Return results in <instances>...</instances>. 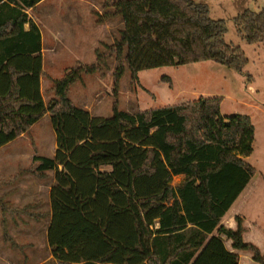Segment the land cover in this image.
Listing matches in <instances>:
<instances>
[{
	"label": "trees",
	"instance_id": "16d2710c",
	"mask_svg": "<svg viewBox=\"0 0 264 264\" xmlns=\"http://www.w3.org/2000/svg\"><path fill=\"white\" fill-rule=\"evenodd\" d=\"M40 1L0 0V147L49 113L55 154L34 155L20 173L54 170L46 242L57 263L237 264L218 236L208 237L215 230L264 264V251L243 239L240 219L235 229L220 224L255 173L244 159L253 151L250 116L222 115L220 96L133 112L114 104L110 116H92L67 95L110 58L114 90L126 68L133 82L140 70L206 60L240 71L248 60L225 41V21L194 0H106L122 19L118 37L93 63L77 61L54 79L56 98L46 104L40 32L27 13ZM234 24L247 43L264 42V7L242 10ZM179 174L183 180L171 185Z\"/></svg>",
	"mask_w": 264,
	"mask_h": 264
},
{
	"label": "rangeland",
	"instance_id": "374dc122",
	"mask_svg": "<svg viewBox=\"0 0 264 264\" xmlns=\"http://www.w3.org/2000/svg\"><path fill=\"white\" fill-rule=\"evenodd\" d=\"M194 1L206 4L212 19L225 21V41L240 46L248 60L240 71L206 60L140 70L137 82H133L126 68L114 90V60L110 58L102 73L82 74L81 79L69 87L67 95L77 107L86 109L92 116H110L114 104L120 110L133 112L212 96L222 98V115L239 113L250 116L254 125L253 151L245 160L254 167L255 173L230 210L240 205V212L246 219L243 221L244 217L236 216L235 221L240 219L245 227V241L257 246L259 244L263 252L264 42L247 43L237 32L234 17L246 8L259 11L264 7V0ZM111 12L112 8L106 6V0H44L33 9H28V14L40 25L44 34L46 74L42 81V96L46 104L56 98L52 89L53 80L63 76V68L72 67L77 61L83 64L93 63L96 51H104L118 37L123 26L122 19L118 15H111ZM56 32L65 35L63 42L69 47L68 51L62 47L66 51L57 57L54 52L57 47H61L62 38L56 41ZM54 143L55 133L49 113L46 112L23 136L0 147V182L11 179L15 173L29 167L34 155L53 156ZM26 174L21 180L18 178L17 182H23L28 189L36 191L33 183L35 177ZM181 181V176H175L171 185L176 186ZM7 186L9 185L4 183L0 185V195L6 191ZM44 193L46 194V190L39 193L42 201L45 199ZM4 197L13 200L6 197V194ZM2 216L0 211V264H58L45 240L44 222L34 224V219L26 216L27 231H19L22 226L17 219L7 216L3 226ZM246 253L251 257V253ZM241 264H251L249 257H242Z\"/></svg>",
	"mask_w": 264,
	"mask_h": 264
},
{
	"label": "crops",
	"instance_id": "0c3cea01",
	"mask_svg": "<svg viewBox=\"0 0 264 264\" xmlns=\"http://www.w3.org/2000/svg\"><path fill=\"white\" fill-rule=\"evenodd\" d=\"M43 1L44 0H41L39 3L43 2ZM27 13H28V10H27ZM28 16L31 18V16L29 14H28ZM36 25L39 28L40 43H41L40 53H41L42 74L40 75L39 82H40V90H41V94H42V81H43V78H44V76L46 74L45 73L46 72V47H45L43 30L40 27V25H38L37 23H36ZM28 27H29V25L27 23L24 24V30H27ZM63 37H65V35L63 36L62 32H60V34H59V32H56V41L60 40L62 38L60 40V44H61L60 46L61 47L59 49L57 47L55 52H54L56 57L58 56V54L63 53V51H66V50L68 51L69 50V47L67 46V43L65 41L63 42V39H65ZM62 47L65 48L66 50H62ZM28 62H30V61L28 60L27 63ZM69 67L70 66H66L65 68H63L64 69V73L69 69ZM42 98H43V96H42ZM38 121H36L30 127L34 126ZM24 133L25 132H23L20 136H23ZM55 149H56V144L54 143V145H53V156L55 154ZM53 156H51V157H53ZM245 158L246 157H244V159ZM31 163H32V159H31ZM58 169H61L60 165L58 166ZM100 169L109 170L110 166L104 165V166H101ZM20 171L15 173L11 177V179H9L7 181H1L0 182V185H2L3 183L9 185V186L6 187V191H3L4 193H2L0 195V200L2 202H4L7 206L11 207V208L21 209L19 212L3 211L1 206H0V209H1L0 211H1L2 215H3L2 216V225L4 226V224L6 223V217L10 216L11 219L15 218L21 223L22 228H20L19 231H23V230L27 231L28 226L26 225L27 219L25 217L29 216L31 219H34L33 220L34 224H39L41 222H44V225H45L44 226V234H45V237H46L47 227H48L50 219H51V217L49 215V212H50V209H51V206H50V189H51L52 185L55 182L54 170L45 171V174L43 176H35L33 174L27 173V174H30L32 177H35L33 179V183L36 186V191H34V192L31 191V189H28L23 182H19V181L17 182L18 178H20V180H21V178L26 174V173H20ZM175 176H181L182 180L184 178V175H182V174L175 175ZM175 176H173V177H175ZM45 190H46V194L44 193L45 194V196H44L45 199H44V201H42L39 198V196H41V194H39V193L40 192H44ZM5 194H6V197H10L13 200H10L9 198H6L7 199L6 200L5 197H4ZM15 197H22L24 199L18 200V199H15ZM22 201H23V203H21ZM18 202H20V203H18ZM232 206H233V204L231 205V207ZM239 206L240 205L234 207L235 209H233V210H230L231 209V207H230L226 211L224 216L221 218L220 224H223L225 227H228V228H231V229H235L236 226H237V222L235 221L236 216H240L241 218L244 217L243 218V221H244L246 219V216L240 212L241 209L239 208ZM238 212H240V213H238ZM243 229H244L243 230V239L246 240L245 227H243ZM13 230L15 231L16 229H13ZM210 236H218L222 240L225 249L227 251L235 253L237 255V264H241L242 257H249V260L251 261V264H258L256 261H254L250 257L249 254L246 253L247 251H242V250H238V249L233 248L231 246V240L228 239L224 234L217 233L214 230V231H212L211 233L208 234V237H210ZM9 240L12 243L15 244V241L12 238H10ZM29 244H31V243L29 242ZM257 247L260 249V245L259 244H258Z\"/></svg>",
	"mask_w": 264,
	"mask_h": 264
}]
</instances>
